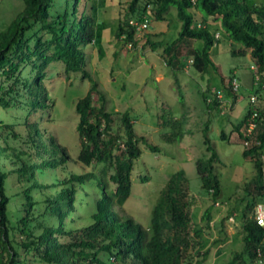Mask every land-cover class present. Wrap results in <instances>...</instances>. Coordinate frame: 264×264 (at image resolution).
I'll list each match as a JSON object with an SVG mask.
<instances>
[{"label":"trees","instance_id":"1","mask_svg":"<svg viewBox=\"0 0 264 264\" xmlns=\"http://www.w3.org/2000/svg\"><path fill=\"white\" fill-rule=\"evenodd\" d=\"M22 1V10L7 31L0 33V107L3 113L21 111L19 118L14 115L11 120L0 116V264H186L193 234L199 236L202 230L192 229L184 170L166 183L152 208L149 225L118 211L132 194V174L142 154L139 143L155 153L160 148L137 135L128 112L106 110L104 95L84 69V48L97 37L93 18L87 13L79 17L81 0ZM141 1H130L126 20L118 25L116 36L125 37L126 44L137 46V29L130 22L143 23L149 5L158 22L165 20L174 6L181 29L178 37L163 47L165 65L181 72L188 57L198 73L216 70L210 52L218 38L204 16L200 24L195 22L194 11L202 12L213 22H220L233 42L250 50L261 75L255 93H264V7H253L246 0H147L138 8ZM195 41H202L203 48L198 49ZM150 45L154 51L159 46ZM59 62L67 74L81 73L91 83L87 94L75 103L81 145L74 162L92 167L84 172L68 170L73 160L66 148L38 129L34 120V116L41 118L53 107L45 86L46 70ZM256 75L254 71L252 85L256 84ZM226 95L234 96L230 91ZM208 105L221 108L217 100ZM251 112L252 108L236 127L242 140L240 129ZM20 125L28 133L25 147L9 143L10 138L19 142ZM207 134L206 129L204 143L210 156L196 164L203 190L216 201L221 186L214 169L220 159ZM222 138L226 139L225 134ZM256 138L259 145L245 149L244 156L254 160L255 183L262 191L263 168L258 158L264 150V126ZM165 140L174 141L167 134ZM6 162L14 168L6 170ZM97 166H101L100 172ZM59 169L65 175L56 174L52 181V172ZM13 173L18 175L21 189L9 194L7 183ZM44 176L47 181H43ZM211 212L212 206L203 221H211ZM243 231L246 250L236 253L228 264H248L261 245L262 230L254 219L244 223ZM206 255L199 256L205 259Z\"/></svg>","mask_w":264,"mask_h":264},{"label":"rangeland","instance_id":"2","mask_svg":"<svg viewBox=\"0 0 264 264\" xmlns=\"http://www.w3.org/2000/svg\"><path fill=\"white\" fill-rule=\"evenodd\" d=\"M130 1L81 0L78 6L79 17L84 13L90 15L97 31L95 41L84 48V69L98 85V91L104 95L106 110L110 113L128 112L137 135L145 137L149 143L160 148L155 153L143 142L139 143L142 154L135 162L132 194L118 211L144 226L149 225L152 208L166 183L175 173L184 170L188 180V187L184 189L188 198H191L189 212L192 229L193 232L202 230L199 236L193 234L192 248L186 264H228L236 253L246 250L244 231L239 224L243 219L242 212L240 215L237 212L234 218L235 224L239 225L232 226L235 233L231 235L228 234L231 225L228 227L221 224L228 217L227 214H220L221 221L217 225L211 224V221L220 210L225 209L232 213L244 209L248 201L252 202L249 188L255 176V164L244 156L247 148L234 129L244 119L251 106L250 97L258 89V84L252 85V67H256V64L249 55V49L239 43L230 42L221 23L214 27L213 18L201 12L209 20L210 30L218 38L210 52L216 70L198 73L192 68L191 59L186 57L184 69L174 72L164 64L162 52L163 46L178 37L177 28L181 22L175 12H169L173 21L163 36L162 33L154 32L163 24L156 21L152 4L149 5L146 13L149 28L136 34L137 46H130L131 44H126L125 37L116 36L119 23L126 20ZM146 2L147 0H142L137 7L142 8ZM254 3L264 7V0H247L248 5ZM22 8V0H0V33L7 31ZM200 20V17L195 16V22ZM151 43L159 45L155 51ZM195 46L202 49L204 44L196 41ZM232 76L237 77L240 86L236 105L222 115L224 108L213 109L208 105L207 98L221 89ZM45 86L53 101V107L46 110L41 118L40 115L34 116V120L38 121V129L52 135L66 148L73 160L68 165V170H91L92 167L74 162L81 145L75 103L87 94L91 87L90 81L83 79L81 73L67 74L64 65L59 62L52 63L47 68ZM230 97L229 101H233V97ZM258 98L260 108L264 105V93H260ZM94 102L100 104L97 95H94ZM14 115L19 118L21 111L3 113L0 107V116L6 120H11ZM206 129L210 143L220 159L214 169L221 186V193L216 201H212L203 190L196 164L200 158L210 156L204 143ZM17 132L21 134L19 142L14 143L10 138L9 143L25 147L28 134L26 127L18 126ZM165 134L174 141H166ZM222 134H225L226 139L222 138ZM12 168L14 166L6 162V170ZM96 169L100 172L101 166ZM52 173L53 181L56 174L63 177L66 172L59 169ZM42 179L48 180L45 176ZM20 189L18 175L11 174L7 192L15 194ZM241 197L246 200L243 202ZM216 202L220 206H216ZM211 206V221L207 223L202 218ZM81 214L84 218L83 211ZM214 234L218 236L215 237ZM221 245L223 246L219 247ZM203 253L207 254L205 259L199 256Z\"/></svg>","mask_w":264,"mask_h":264},{"label":"built area","instance_id":"3","mask_svg":"<svg viewBox=\"0 0 264 264\" xmlns=\"http://www.w3.org/2000/svg\"><path fill=\"white\" fill-rule=\"evenodd\" d=\"M194 1V0H193ZM148 21L145 20L143 23H138L135 21H131L130 24L135 26L137 29V33L142 30H146L149 28ZM131 46V45H130ZM192 62V60H191ZM252 69L256 72V84L259 85L261 80V75L257 73V67H252ZM239 82L236 76L230 77L225 81L223 87L221 89L216 90L212 96L207 98L208 104H212L215 100L219 102L221 108L226 111L228 108L232 106V102H227L225 100V93L230 91L237 97V93L239 91ZM264 88V85L263 87ZM252 112L250 113L247 123L244 125L243 133L244 139L243 144L245 148L251 149L254 146H258L259 142L256 138V133L260 130L261 127L264 126V111L259 110V98L256 93H253L250 97ZM253 218L259 229L262 230L263 238L261 245L255 250L254 257L249 261L248 264H264V204L257 203L253 209Z\"/></svg>","mask_w":264,"mask_h":264},{"label":"crops","instance_id":"4","mask_svg":"<svg viewBox=\"0 0 264 264\" xmlns=\"http://www.w3.org/2000/svg\"><path fill=\"white\" fill-rule=\"evenodd\" d=\"M247 1V0H246ZM253 7H256L257 5H255V3H254V5H252ZM259 6V5H258ZM174 11L175 12V14L177 13V9L174 7V6H171L170 7V9H169V12L170 11ZM194 15L195 16H198V17H200V19H201V22H202V20H203V16L201 15V13L200 12H198V11H194ZM177 16V15H176ZM172 17H169V13L168 14H166V16H165V20H163V21H159L161 24H163L161 27H159L156 31L154 30V32L156 33H162V35L164 36L166 33H167V29L169 28V25H171L172 24ZM199 24H200V22H198ZM213 24H214V27L215 26H218L219 24H220V22H212ZM210 24V22L208 21V25ZM178 27V26H177ZM179 29V30H178ZM180 29H181V23H180V26H179V28H177V33H179V31H180ZM216 30H218V28H216ZM232 40L230 39V42H231ZM195 44H196V41H195ZM164 47V46H163ZM249 55H250V53H249ZM165 64V63H164ZM162 78V77H161ZM161 78H158V80L159 79H161ZM226 94H227V92H226ZM233 97V102H232V106L230 107V108H234L235 107V105H236V100H237V97H236V99H235V96H232ZM228 98V99H227ZM231 97L230 96H225V100L227 101V102H231V101H229V99H230ZM264 99V98H263ZM260 103V102H259ZM262 103H263V101H262ZM261 105V104H260ZM213 107V106H212ZM216 107H213V109H215ZM220 107H217L216 109H219ZM251 108V106L249 107V109ZM229 109V108H228ZM228 109L226 110V111H222V115H224L225 113H227L228 112ZM260 109H263L264 110V105L262 104V106L260 107ZM214 112H216V111H214ZM248 112V111H247ZM234 130H236V127H235V129ZM241 130V133L244 135V133H243V128L242 129H240ZM237 132V131H236ZM237 134H238V132H237ZM223 135V134H222ZM238 136H239V134H238ZM240 137V136H239ZM248 158H250V157H248ZM253 162H254V160L252 159V158H250ZM259 160H260V162H261V164H262V168H263V186H264V150L262 151V153H261V155L259 156V158H258ZM256 176H257V170H256V167H255V176L253 177V179H252V181L250 182V188H249V194H250V196H251V201L252 202H250V201H248L247 202V204H246V206H245V208L243 209H240V211H233L232 213H230V211L229 210H225V209H223V210H220V211H218L217 212V217L213 220V221H211V224H213V225H217L220 221H221V218H220V214L221 213H223L224 215H228V217L226 218V220L224 221V220H222L221 221V224L222 225H227L228 227H229V225H231V227L229 228L230 230L228 231V234H234L235 233V230H233V227L232 226H238L239 224H240V227H242L243 228V225H244V223L247 221V220H249V219H254L253 218V208H254V206L257 204V203H263L264 204V189L262 190V191H260L259 190V188L257 187V185H256V183H255V179H256ZM247 190H248V188H247ZM241 200L244 202L246 199H245V197H241ZM216 206H220V204L219 203H217L216 202ZM233 210V209H232ZM239 210V209H238ZM237 212H238V214L240 215V212H242V221H241V223H236L235 224V217L237 216ZM238 222V221H237ZM221 225V226H222ZM223 226V227H224ZM214 236L216 237V236H218L217 234H214ZM243 238H244V235H243ZM225 243H227V241L225 242ZM224 243V244H225ZM223 245H221V246H219V247H222ZM219 247H217V249L219 248ZM235 256V255H234ZM234 258V257H233ZM233 258H232V260H233Z\"/></svg>","mask_w":264,"mask_h":264}]
</instances>
